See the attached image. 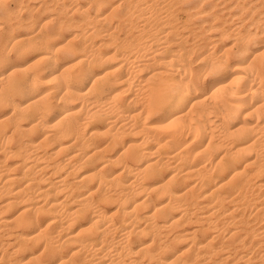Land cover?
<instances>
[{
	"label": "bare ground",
	"instance_id": "6f19581e",
	"mask_svg": "<svg viewBox=\"0 0 264 264\" xmlns=\"http://www.w3.org/2000/svg\"><path fill=\"white\" fill-rule=\"evenodd\" d=\"M32 1L0 0V264H264V0Z\"/></svg>",
	"mask_w": 264,
	"mask_h": 264
},
{
	"label": "rangeland",
	"instance_id": "374dc122",
	"mask_svg": "<svg viewBox=\"0 0 264 264\" xmlns=\"http://www.w3.org/2000/svg\"><path fill=\"white\" fill-rule=\"evenodd\" d=\"M11 1H12V2H11ZM11 1L9 0V3L12 5L13 0H11ZM35 1L38 2L37 0H33L32 2H35ZM228 43H229V41H228Z\"/></svg>",
	"mask_w": 264,
	"mask_h": 264
}]
</instances>
